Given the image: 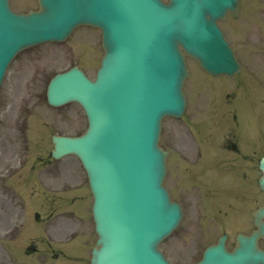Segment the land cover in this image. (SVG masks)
<instances>
[{
	"label": "rangeland",
	"instance_id": "rangeland-1",
	"mask_svg": "<svg viewBox=\"0 0 264 264\" xmlns=\"http://www.w3.org/2000/svg\"><path fill=\"white\" fill-rule=\"evenodd\" d=\"M263 0H252V3L250 4L251 7H254V9L256 8L257 3L262 2ZM26 2V0H16V3H24ZM260 8L264 7V4L259 6ZM256 11V10H255ZM225 29L227 30V33L229 32L231 34V41L233 42V44L235 45V47L238 48L239 50V54L241 56V58L246 57L248 54L246 52H242V49H247V47L251 46L249 44L248 38L249 36H242L240 34H238L237 32H235L234 29L231 28L230 24L225 23ZM234 36H242V38L245 40V42H242L241 44L239 43V41L237 40V38H233ZM91 41L98 47L99 45V38L97 36V38L95 37V33H92V35L89 36ZM230 37V36H229ZM252 38V37H250ZM78 39V38H75ZM253 39V38H252ZM264 37H261L259 39H255V43L254 45H259L262 44L261 50L262 53H264ZM263 42V43H262ZM67 44H74L73 42H69ZM254 48H258L257 46H254ZM44 53L43 50H38L29 54H26L25 56H23L22 58H32L34 56H38L40 54ZM259 52H255L254 54H258ZM73 55L70 51L67 52H63L59 55H55V54H50L49 55V60H48V68H55V67H59V66H66L68 65L72 60H73ZM20 61V60H19ZM19 61L16 62V64L12 67V69L10 70L7 79L5 81V84L3 86L2 92L0 93V127H2L4 125L5 122V116L8 110V102H7V96L10 92V88H11V82L13 77L15 76V67L19 64ZM198 76H195L193 78V82L191 81V78L188 80V82L186 83V87H185V91L187 94L188 99L191 98V100H195L197 103H199L200 101V97H198V94L195 90H191L192 86H195L194 82L197 81ZM40 80V79H39ZM42 80L41 79L38 82V85L35 86L32 90H29V93L32 95V101L35 105V108L33 109V113L36 115V121L37 122H48L51 126L53 125V121H54V116L51 114V112H49L43 105L42 103ZM67 112V111H65ZM190 112H192V110H190ZM190 116V113L188 114ZM176 123L177 125L179 124V121H174V120H166L164 122L163 125V140H164V144H167L168 140L166 139V136H168V130L166 131L168 125L170 123ZM55 128V127H52ZM69 133H73L76 129L74 128V126H69L68 128ZM166 132V133H165ZM166 134V136H165ZM49 148V145H47V149ZM239 187H243V185H240ZM245 187V191H247V189L249 188ZM78 192H83V189L78 190ZM2 200V198L0 199ZM75 208L77 209V213L78 215H82L83 214V205L84 202L83 201H78L75 203ZM204 212L202 211L201 215ZM21 215V211L20 209L17 207L13 213L10 214L8 221L3 220L0 217V242H7V243H13V237L10 238H5L4 237V231L7 230L10 226H15L17 227L18 225V221H19V217ZM88 216V215H87ZM89 216H88V220H86V226H87V230H86V239L88 241H90L89 247H88V254H89V250L94 242V234L93 231H91V224L89 223ZM88 224V225H87ZM48 224H43L41 226V231L43 229H45L47 227ZM22 231H26V228H24ZM28 235L29 237H34L36 236V234L33 232V230L28 231ZM179 237V234L176 233L174 234L170 240L167 242V244L165 245L166 248H170L173 246L174 240H176V238ZM67 250H71L72 254L74 255V257L80 259L83 256L86 255V250H85V241L82 237H79L75 240L74 244L72 246H66L65 247ZM18 248L15 246L14 248H11V250H17ZM1 253V252H0ZM2 254V253H1ZM12 257V255H11ZM39 259V260H37ZM46 260V257L44 255H40L38 257H32L31 261L29 262L30 264H41L43 261ZM87 262V261H86ZM19 263V262H18ZM0 264H5V260L4 257L2 259V263Z\"/></svg>",
	"mask_w": 264,
	"mask_h": 264
}]
</instances>
